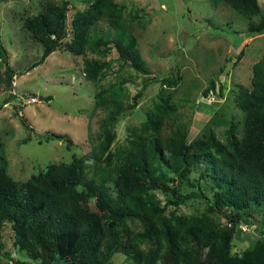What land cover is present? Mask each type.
Wrapping results in <instances>:
<instances>
[{"label": "trees", "instance_id": "trees-1", "mask_svg": "<svg viewBox=\"0 0 264 264\" xmlns=\"http://www.w3.org/2000/svg\"><path fill=\"white\" fill-rule=\"evenodd\" d=\"M220 1L251 21L249 37L264 34V12L259 0ZM70 11L67 1L47 3L40 13L25 17L23 29L44 49L32 69L62 47L77 56L88 52L106 56L113 44L120 59L148 77L128 105L116 91L111 98L105 96L107 90L96 95L97 106L108 109V114L101 123V141L92 158L95 177L89 181L88 157L49 165L26 181H18L0 168V255L13 259L5 252L2 234L5 226L12 224L16 247L27 250L33 259L41 260L40 264H54L57 260L65 264H116L113 258L122 254L129 264H264V240L243 257L232 254L237 225L253 223L264 207V55L253 67L251 88L241 86L236 92V106L246 115L242 138L231 131L225 143L209 134L189 144L186 133L165 136L164 122L177 110L173 93L165 91L163 104L149 114L141 131L131 135L127 147L116 151L115 161L112 146L120 118L137 107L138 99L152 83L161 82L173 89L178 79L172 74L164 79L151 77L125 9L116 0H93L88 8L78 11L70 23L72 37L64 43L70 35ZM256 18L259 22H255ZM102 21L114 28L113 37L95 31ZM1 59L7 60L8 52L2 43L0 21ZM108 66V62L91 59L85 61L83 72L88 81L97 85ZM6 77V90H0V94L13 90L15 71L10 65ZM214 90L215 79L205 94ZM21 121L31 129L24 117ZM51 138L64 140L69 150L72 147L67 135L51 134L39 141ZM160 163L179 176L177 185L159 177ZM196 168H202L199 180L214 189L216 202L202 191H181V185L190 181ZM82 188L98 192V200L103 203L101 212L83 205ZM157 192L168 197L164 204ZM192 198H204L209 213L221 214L227 227L219 228L207 214L185 217L173 210L167 212L169 207L178 208ZM136 222L143 230L132 228L130 223Z\"/></svg>", "mask_w": 264, "mask_h": 264}, {"label": "rangeland", "instance_id": "rangeland-1", "mask_svg": "<svg viewBox=\"0 0 264 264\" xmlns=\"http://www.w3.org/2000/svg\"><path fill=\"white\" fill-rule=\"evenodd\" d=\"M64 1L71 7L68 15L70 35L65 43L72 37L70 23L74 15L88 8L93 0H1L0 3L2 43L8 52V59L0 60V90H6L7 65L15 71L13 90L0 94V168H5L18 181L28 180L49 165L69 164L85 157L89 158L86 180L95 177L92 158L101 141V123L108 114V109L97 106L96 95L107 90L109 93L105 96L111 98L116 91L128 105L148 77L138 74L120 59L113 44L106 56L90 52L77 56L62 47L32 69L44 49L23 29L24 19L40 13L47 3ZM116 1L125 9V17L137 36L139 53L151 77L164 79L172 74L178 84L170 89L161 82L152 83L138 99L137 107L120 118L116 124L117 139L112 146L115 161L116 151L125 149L131 135L141 131L149 114L163 104V96H167L165 91L169 95L173 93L177 106L164 122L165 136L186 133L189 144L209 134L225 143L231 131L242 138L246 115L236 106L235 96L239 87L251 88L253 67L264 55V34L249 37L251 21L220 0ZM259 2L264 12V0ZM255 20L259 22L258 18ZM95 31L113 37L115 30L102 21ZM91 59L109 63L105 76L97 85L88 81L83 72L85 61ZM214 79L217 90L205 94ZM22 117L30 130L25 128ZM51 134L69 136L71 149L62 139L51 138L40 143V139ZM27 138L30 139L24 143ZM159 168L162 180L175 185L180 182L173 170L161 163ZM201 170L194 169L190 181L181 185V191L184 194L202 191L216 202L218 197L214 189L205 180H199ZM81 190L83 205L101 212L103 203L98 200V192ZM157 195L163 204L168 199L162 192ZM172 210L185 217L207 214L219 228L227 227L221 214L209 213L204 198H192L178 208L169 207L167 212ZM255 220L237 225L232 245L234 256L243 257L264 240V207L259 209ZM130 224L136 231L143 230L140 223ZM2 234L5 252L13 259L0 255V264L41 263L27 250L16 247L12 224L6 225ZM113 262L129 264V259L123 254L116 255ZM54 264L65 263L57 260Z\"/></svg>", "mask_w": 264, "mask_h": 264}, {"label": "water", "instance_id": "water-1", "mask_svg": "<svg viewBox=\"0 0 264 264\" xmlns=\"http://www.w3.org/2000/svg\"><path fill=\"white\" fill-rule=\"evenodd\" d=\"M42 100V98H40Z\"/></svg>", "mask_w": 264, "mask_h": 264}]
</instances>
